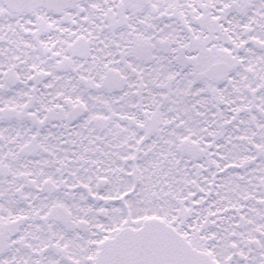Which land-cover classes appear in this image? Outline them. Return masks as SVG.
I'll return each mask as SVG.
<instances>
[{
	"label": "snow or ice",
	"instance_id": "obj_1",
	"mask_svg": "<svg viewBox=\"0 0 264 264\" xmlns=\"http://www.w3.org/2000/svg\"><path fill=\"white\" fill-rule=\"evenodd\" d=\"M0 264H264V0H0Z\"/></svg>",
	"mask_w": 264,
	"mask_h": 264
}]
</instances>
